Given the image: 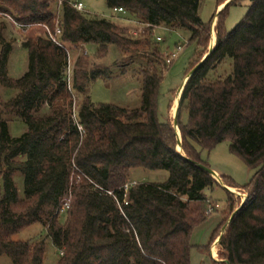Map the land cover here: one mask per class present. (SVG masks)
Wrapping results in <instances>:
<instances>
[{
	"label": "trees",
	"instance_id": "1",
	"mask_svg": "<svg viewBox=\"0 0 264 264\" xmlns=\"http://www.w3.org/2000/svg\"><path fill=\"white\" fill-rule=\"evenodd\" d=\"M105 1L109 9H124L120 23L132 20L144 25V32L131 36L114 20L66 2L57 18L55 0H0V13L29 25L22 43L28 63L21 77L7 74L11 45L0 51V86L15 91L3 108L26 126L12 137L0 115V256H8L12 264H43V239H13L39 224L61 253L55 264H191V233L210 215L205 211L212 205L205 190L221 187L198 166L209 167L198 149L211 151L228 141L229 151L254 174L242 186L221 175L224 186L245 189L247 197L239 205L223 188L228 216L223 213L208 245L201 248L209 252L220 236L216 250L228 264H264V0H248L245 16L230 31L224 27L226 10L240 0H229L209 24L198 15L200 0ZM225 1L217 0V7ZM215 18L216 42L206 53ZM57 21L63 45L52 42L43 27L53 32ZM163 26L189 31L188 41L198 47L183 80L198 67L187 78L177 107L182 153L176 150L173 126L158 115L164 62L149 35L153 27ZM90 44L99 58L115 46L124 55L146 59L140 68L139 107L94 103L86 94L73 108V92L85 94L92 81L108 76L106 70L87 69V58L81 55L68 81L69 45ZM226 59L231 71L213 78ZM45 106L48 111L42 112ZM167 106L169 110L170 101ZM136 168L165 170L168 178L124 191ZM14 173L22 176V195Z\"/></svg>",
	"mask_w": 264,
	"mask_h": 264
},
{
	"label": "rangeland",
	"instance_id": "2",
	"mask_svg": "<svg viewBox=\"0 0 264 264\" xmlns=\"http://www.w3.org/2000/svg\"><path fill=\"white\" fill-rule=\"evenodd\" d=\"M69 1L82 2L86 12L114 20L116 23L125 27L127 29V34L131 36L139 37L146 28L140 24L120 23L121 16L112 17V11L107 8L105 0ZM228 2L229 0H226L225 4L221 5V8L217 10V0H200L198 15L203 23L209 24L212 17L219 13ZM249 4L248 0H240V3L228 6L224 18V27L227 31L232 30L241 21L248 10ZM0 6L2 7V5ZM214 21L216 22V18L213 20L210 27L209 40L207 47L205 48L206 53L210 49L212 35L214 37L213 44L216 42ZM211 30H213V34H210ZM156 36H159L161 40L157 41ZM189 37L190 32L187 30L172 29L164 26L156 27L149 35L152 46L159 50L162 57H164V54H176L171 65L167 66L163 63V80L158 95L159 119L160 121L168 120L172 126L174 125L175 116V111L173 112L172 110L179 94L181 82L191 61L195 59L196 51L198 50L196 42L188 41ZM24 39V32L17 25H14L8 16L0 13V51L5 44H10L12 48L7 58V74L9 78L17 79L21 77L27 69V51L22 46ZM68 49V62L70 65V70L67 69L68 81H71L72 70L75 69L76 60L81 55L87 58V69H103L107 71L108 75L106 79L98 78L92 81L85 94L79 95L73 92L74 109H77L79 102L86 94L90 96L94 103L113 104L129 110L139 107L142 83L140 68L141 66L144 67L146 64V59L143 56L130 57L129 55H124L115 46H109L105 57L102 58L95 56L96 47L91 44L86 45L85 47H74L69 45ZM230 71L231 62L229 59H226L217 71H215L213 78H215L217 74L226 75ZM14 95V90L0 86V115L3 119L7 120L9 134L12 137L19 136L26 130L25 124L20 119L16 118L11 110L3 108V104ZM169 101L170 106L168 110L167 105ZM44 108L46 109L42 112H47L48 107L45 106ZM181 119L182 121H186L187 114L185 111H182ZM176 150L182 153L178 144ZM198 151L200 152L202 160H204L209 167L217 170L220 174L219 176L216 175V177H214L219 184L221 182L223 184L221 175H225L230 177L236 185L242 186L246 184L254 174V170L248 168L238 157L229 151L228 141H223L217 144L211 151L201 149H198ZM13 175L15 185L19 189L20 195H22V176L18 173H14ZM167 178L168 172L165 170H146L143 168L134 169L130 175V180L135 181L136 184L164 182ZM217 179H219L220 182ZM70 181H72V178ZM127 183L129 184V181H127ZM234 189L235 190L232 192V201L235 203V200L238 199L240 205L247 197V190ZM205 194L207 195L208 200L212 202V205L210 204L207 207H211L213 212L206 217V220L203 223L193 228L190 237V243L193 246L190 251L191 264H213L212 260H223L220 254L215 255L212 252L213 246L215 249L217 248L216 242L218 238L214 240L209 252L208 249L204 250L201 247L208 245L213 231L223 220V213H225L224 218L228 216L227 210H224V205L227 201V193L221 186L206 189ZM65 196V198L69 197L70 191ZM202 209H206V203L202 206ZM65 215V212L60 213L59 219L61 223H64L66 218ZM219 233L221 234V231ZM13 239L23 241L43 239L46 245L43 264H55L59 258L60 252L52 245L50 239L46 237L45 228L39 224H33L28 228L19 231L13 236ZM0 264H12V262L8 256L2 255L0 256Z\"/></svg>",
	"mask_w": 264,
	"mask_h": 264
},
{
	"label": "built area",
	"instance_id": "3",
	"mask_svg": "<svg viewBox=\"0 0 264 264\" xmlns=\"http://www.w3.org/2000/svg\"><path fill=\"white\" fill-rule=\"evenodd\" d=\"M67 3L69 6L73 7L74 9L78 10V11H83L84 10V5L82 2H73V1H69V0H55V3H56V7H57V13H56V17L59 18V9L60 7L64 4V3ZM112 11V14L111 16L114 17V16H123L125 15V11L122 7H115V8H112L111 9ZM5 16H8V15H5ZM8 18L13 22L14 25H17L23 32L25 31V27L26 26H29V25H23V24H20L16 21H14L10 16H8ZM125 20V19H124ZM129 23H135L133 22L132 20H127ZM144 26V25H143ZM47 32V35L49 37V39L58 44V45H63V43H61L58 39L59 35L61 34V29L58 25V21L56 22V26H55V30L53 32H51L49 30V28L47 26H43ZM156 27H153L152 31L155 29ZM156 40L157 41H160L161 38L159 36H156ZM176 54L175 53H171V54H164V57H163V62L165 65L169 66L171 65L173 59L175 58ZM69 65V63H68ZM68 70H70V65L68 66ZM70 75V74H69ZM136 185V182H129L126 183L124 186H123V189L124 191H127V189L130 187V186H134ZM69 204H70V199H67L65 200V202L63 203V206H62V210L61 212H65L68 208H69ZM212 212V208L211 207H208L205 211L206 214H209ZM61 254V253H60Z\"/></svg>",
	"mask_w": 264,
	"mask_h": 264
},
{
	"label": "water",
	"instance_id": "4",
	"mask_svg": "<svg viewBox=\"0 0 264 264\" xmlns=\"http://www.w3.org/2000/svg\"><path fill=\"white\" fill-rule=\"evenodd\" d=\"M213 25H214V23H213ZM210 34H213V30H211ZM214 45H215V44H212V42H211V46H210V49L208 50V53L211 52V50L213 49ZM206 56H207V55H206ZM206 56H205V57H206ZM205 57H204L203 59H205ZM202 61H203V60H202ZM197 67H198V66H196L195 68H193V69L189 72V74L185 77V79L188 78V77H189V76H190V75L196 70ZM183 86H184V82H183V84L180 86V88L182 89ZM180 88H179V90H180ZM181 92H182V90H181ZM181 92H180L179 97H178V102H179V98H180ZM177 107H178V103H177L176 110H175V116H174V125H173V128H174V130H175V133H176V136H177V139H178V146L181 148V137H180V134H179V131H178L177 123H176ZM198 166H199L200 168H202L203 170H205L207 173H209V174L212 176V172H214V171H213L211 168L206 167V166L201 165V164H198ZM212 177L214 178V176H212ZM220 185H221L223 188H225L226 190H228V191H230V192H233V191H231L228 187L224 186V185L222 184V182L220 183ZM232 217H233V214L229 217L228 222L230 221V219H231ZM225 227H226V225L223 226V228H222V230H221V233L223 232V230L225 229ZM219 239H220V236L218 237L216 243L219 242ZM221 261H225L226 264H228V261H227V260H221Z\"/></svg>",
	"mask_w": 264,
	"mask_h": 264
},
{
	"label": "bare ground",
	"instance_id": "5",
	"mask_svg": "<svg viewBox=\"0 0 264 264\" xmlns=\"http://www.w3.org/2000/svg\"><path fill=\"white\" fill-rule=\"evenodd\" d=\"M225 4V3H224ZM214 23H215V21H214ZM211 42H212V44L214 43V37H213V35H212V40H211ZM186 80H187V78L186 79H184V84H185V82H186ZM181 88H180V90H179V94H180V92H181ZM179 94H178V96H177V99H176V102H175V106L173 107V112L176 110V106H177V103H178V97H179ZM212 176H214V177H216V174L214 173V172H212ZM219 182H220V180L219 179H217ZM231 191H233V190H231ZM212 252L215 254V255H218V253L216 252V249H215V247L213 246L212 247ZM216 258H219V257H216Z\"/></svg>",
	"mask_w": 264,
	"mask_h": 264
},
{
	"label": "crops",
	"instance_id": "6",
	"mask_svg": "<svg viewBox=\"0 0 264 264\" xmlns=\"http://www.w3.org/2000/svg\"><path fill=\"white\" fill-rule=\"evenodd\" d=\"M221 5H223V4H221ZM221 5H219L218 7H216V9H217V10L220 9V8H221ZM183 81H184V80H183ZM183 81L181 82V85L183 84ZM181 85H180V86H181ZM212 170L214 171V173H215L217 176L220 175V174L218 173L217 170H215V169H212ZM132 171H134V169L131 170L130 173H129V177H128V181H129V182H133V181L130 180V175H131V172H132ZM134 182H135V181H134ZM229 189H231V190H235V189H232V188H229Z\"/></svg>",
	"mask_w": 264,
	"mask_h": 264
}]
</instances>
